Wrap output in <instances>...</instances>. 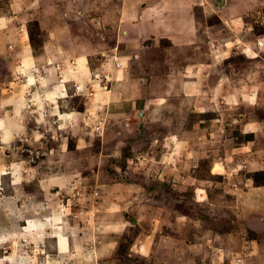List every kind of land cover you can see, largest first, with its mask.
Instances as JSON below:
<instances>
[{
  "label": "rangeland",
  "instance_id": "obj_1",
  "mask_svg": "<svg viewBox=\"0 0 264 264\" xmlns=\"http://www.w3.org/2000/svg\"><path fill=\"white\" fill-rule=\"evenodd\" d=\"M143 1L0 0V264H264V0Z\"/></svg>",
  "mask_w": 264,
  "mask_h": 264
},
{
  "label": "crops",
  "instance_id": "obj_2",
  "mask_svg": "<svg viewBox=\"0 0 264 264\" xmlns=\"http://www.w3.org/2000/svg\"><path fill=\"white\" fill-rule=\"evenodd\" d=\"M143 1V0H142ZM145 1H147V0H145ZM144 2V1H143ZM164 2H166V0H163V1H161L160 3V5H157V6H155V7H150V4H147V6H145L144 8H143V10L139 13L140 14V18H146V17H149L150 19H157V18H160V16L159 15H157V12L158 11H156V10H159L160 8H161V6L164 4ZM193 12V11H192ZM152 22V26H154V24H155V21H151ZM157 26V25H156ZM156 30H158V28H156L155 30H153V31H156ZM152 31V30H151ZM64 50L66 49V48H68L66 45H63V47H62ZM45 56H43V58H41L42 59V61H44V62H46V59L44 58ZM40 58H38V56H36V55H34V54H32V55H28V69H31V68H36V67H38L37 65H39L40 64ZM33 70H35V69H33ZM241 88H246V87H241ZM218 89H219V85H217L215 88H214V91H218ZM240 89V88H239ZM237 90H238V88H237ZM3 123V124H2ZM2 123H1V121H0V135L2 134V130H4V129H6L7 128V126H8V122L6 121V120H2ZM251 132V131H250ZM6 140H7V137H6ZM6 140H5V142H6ZM236 147H234L233 149H235ZM236 149H238V148H236ZM224 160H226V159H222V160H220V159H217V158H214V163L215 164H217V162H222V161H224ZM222 169H225V168H222ZM238 172H243V171H241V170H238L236 173H238ZM247 185L249 186V184L247 183ZM200 190H203V189H200ZM201 193H199L198 195H200ZM207 234L208 233H206V236H207Z\"/></svg>",
  "mask_w": 264,
  "mask_h": 264
},
{
  "label": "water",
  "instance_id": "obj_3",
  "mask_svg": "<svg viewBox=\"0 0 264 264\" xmlns=\"http://www.w3.org/2000/svg\"><path fill=\"white\" fill-rule=\"evenodd\" d=\"M225 1H226V0H222L221 3L224 4ZM141 105H143V102L141 103ZM139 110H140V112H142V114H144V110H143V107H142V106H140Z\"/></svg>",
  "mask_w": 264,
  "mask_h": 264
},
{
  "label": "built area",
  "instance_id": "obj_4",
  "mask_svg": "<svg viewBox=\"0 0 264 264\" xmlns=\"http://www.w3.org/2000/svg\"><path fill=\"white\" fill-rule=\"evenodd\" d=\"M237 191H238V192H241V189H240V188H238V189H237Z\"/></svg>",
  "mask_w": 264,
  "mask_h": 264
}]
</instances>
